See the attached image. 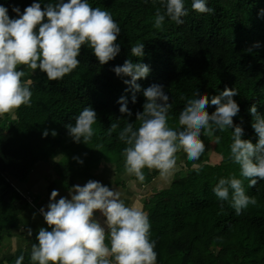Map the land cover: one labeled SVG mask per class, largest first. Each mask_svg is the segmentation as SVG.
<instances>
[{
  "label": "trees",
  "instance_id": "obj_1",
  "mask_svg": "<svg viewBox=\"0 0 264 264\" xmlns=\"http://www.w3.org/2000/svg\"><path fill=\"white\" fill-rule=\"evenodd\" d=\"M0 3L19 5L23 11L32 0ZM89 3L108 10L119 24L121 32L116 42L121 51L113 60L100 65L94 53L82 45L78 57L81 63L59 82L48 81L46 73L32 74L31 69L18 66L25 71L22 80H30L34 75L35 81L30 85L31 105L15 109L9 127L5 121L0 123V246L10 237V230L22 229L20 215L32 205L15 182L27 180L35 165L46 162L51 146H66L62 158L53 164L65 190L77 181L94 179L103 162L113 164L116 174L126 172L121 154L126 145L118 139V132L128 120L138 126L135 114L143 110V90L154 83L164 85L169 94L170 127L178 126L186 100L197 90L210 98L225 86L235 87L239 94L234 99L240 111L233 117L234 124L244 127V138L253 143L257 140L249 108L256 103L257 110L264 114V0H208L214 9L212 13L192 10L191 0H186L189 12L182 18L184 23L177 25L166 18L162 29L153 25L159 4L152 0ZM9 15L16 16L11 7ZM137 43L145 44L143 57L131 56V45ZM126 59L146 63L151 69L146 78L137 81L141 90L135 92V103L132 91H125L129 86L112 70ZM122 95L133 112L131 117L119 111L117 101ZM86 106L97 112L95 135L89 145L72 141L65 127L67 123L74 124L75 117ZM215 107L209 104L207 111L211 113ZM117 121L120 128L109 135L108 127ZM44 129H55L57 135L53 137L49 131L47 137H42ZM223 132L225 141L216 148L221 156L218 163L186 158L185 168L177 174L178 182L144 197L143 209L151 223L150 238L156 241L157 264H264V180L249 187L247 179L240 177L239 165L228 158L232 130ZM75 156L81 157L83 164ZM157 174L155 169L152 175ZM232 174L243 180L248 195L257 200L256 205H249L240 215L213 192L220 177ZM115 179L105 185L124 186ZM24 236L35 242V235ZM17 253H23V264H32L30 249H18ZM17 256L11 255L4 261L15 264Z\"/></svg>",
  "mask_w": 264,
  "mask_h": 264
},
{
  "label": "clouds",
  "instance_id": "obj_2",
  "mask_svg": "<svg viewBox=\"0 0 264 264\" xmlns=\"http://www.w3.org/2000/svg\"><path fill=\"white\" fill-rule=\"evenodd\" d=\"M152 2L159 4L153 21L156 29L163 28L166 18L177 25L183 24L182 18L189 12L186 0ZM9 7L15 17H10ZM190 7L199 13L214 11L208 0H191ZM120 32L121 27L112 14L93 7L89 0H32L23 11L19 5L0 3V115L32 103V81L22 80L25 71L18 66L32 72L39 69L46 73L48 81L59 82L81 63L78 57L82 45L94 53L100 65L113 60L121 51L120 43L116 42ZM144 48V43L131 45V56L143 57ZM112 70L129 86L125 91H132L131 99L135 103V92L141 90L137 81L148 76L150 66L126 59ZM238 94L235 87L228 86L210 98L197 90L186 100L178 126L170 127L168 114L172 103L165 86L154 83L144 89L143 110L135 114L138 126L128 120L118 132V139L126 145L121 153L125 171L140 182L145 180V167L167 177L176 168L178 152L197 161L205 152L202 135L231 129L228 158L239 165L240 177L247 179L249 187L257 185L264 180V114L257 110L256 103L250 106L251 127L257 140L253 143L244 138V127L233 121L240 111L234 99ZM117 102L120 113L133 115L125 96H120ZM209 104L216 106L211 113L207 111ZM96 121V110L86 106L75 117L74 124L65 125L67 135L76 143L89 145L95 135ZM117 128L119 122H112L108 134ZM49 131L53 137L57 135L55 129H44L42 137H47ZM214 139L219 144L221 137L215 135ZM73 158L83 164L81 157ZM195 171L199 173L200 169ZM213 192L219 201L228 202L236 215L257 204L256 198L246 193L243 180L235 175L220 177ZM58 195V190L53 189L47 210L45 206L38 210L48 227H39L31 244L32 264H157L149 214L140 204L126 205L120 191L93 179L69 187L68 196L57 199ZM96 210L102 220L95 215ZM32 233L29 227V236ZM23 261L21 253L15 264Z\"/></svg>",
  "mask_w": 264,
  "mask_h": 264
},
{
  "label": "rangeland",
  "instance_id": "obj_3",
  "mask_svg": "<svg viewBox=\"0 0 264 264\" xmlns=\"http://www.w3.org/2000/svg\"><path fill=\"white\" fill-rule=\"evenodd\" d=\"M39 73H41L39 69L33 70L32 72V74H39ZM30 80L34 82L35 76L33 75ZM14 116H15V109L9 113L2 114L0 115V123L2 121H5V126L9 127L10 120L14 118ZM215 135H219L221 137L219 144L215 143V139H214ZM201 138L205 143V152L202 154L200 159L197 160V162L204 161L210 164L218 163L221 156L216 151V148L218 145H220L221 147V144H223V142L225 141L224 132H217L213 135H202ZM50 148H51L50 155H49V158L46 160V162H39L37 165L39 166V168L43 170V173H47L46 175L47 177L44 178L46 181L50 179L52 185L63 190V188L61 187L62 186L61 180H59L57 174H55L56 172L53 170V164L62 158L61 155L66 150V146H51ZM186 158L187 157L185 153H183L182 151L179 152V154L177 155L176 168L167 177H162L160 174L152 175L155 169H149L145 167L143 169L144 174H145V180L143 182L138 181L135 176L130 175L127 172L116 174L114 171V165L111 163L103 162L100 168H102L103 165L106 168L109 167L112 173H111V176L109 177L108 182H112L115 178H116L115 180H121L124 186L117 185L118 186L117 190L122 191V189L123 190L125 189L127 191H124L123 194H129V193L135 194L134 200L136 201V203H139L143 207V200L145 196H148V194L151 195L152 193L162 188H167L172 183L178 182L180 180V177H177V174L181 173L182 168H185ZM193 167H196V166L194 165ZM101 174L102 173L99 174L100 176L99 178L103 176ZM232 175L237 176V174H232ZM95 176L96 174L94 175V177ZM29 179H31V177ZM95 180H97V178ZM11 182L14 184L15 181L11 180ZM112 185H116V184H111V186ZM245 190H246V193L248 194V189L246 187H245ZM22 192L24 193V195L27 196V198L30 197V201L32 205L29 206L20 215L22 229L10 230L11 232L10 237H7L4 240V242H2L0 246V264H7L4 260L10 257L11 255L17 256L18 249H21V250L26 249V248L31 249V244L34 243V241L31 242V240L29 239L26 240L24 236V234H28L29 227L33 230L32 235H36V233L39 230V227L41 226L48 227L46 222L43 220V216L39 214V211H38L41 206H45V210H47L46 209L47 198L45 197L46 194H40V195L31 194L30 195V194H25L24 191ZM128 201L131 202L130 198ZM33 213H36L35 217L33 216ZM168 264H178V263L176 261H171Z\"/></svg>",
  "mask_w": 264,
  "mask_h": 264
},
{
  "label": "crops",
  "instance_id": "obj_4",
  "mask_svg": "<svg viewBox=\"0 0 264 264\" xmlns=\"http://www.w3.org/2000/svg\"><path fill=\"white\" fill-rule=\"evenodd\" d=\"M102 173L101 175H103L101 178H99V174ZM111 170L109 169V167H104V165L102 166V168H100L97 173L96 176L93 180H95L97 178L98 181L102 182V183H107L109 180V177L111 176ZM160 174V173H159ZM47 173H43V170L41 168H39L38 165H35L32 169V171L29 173V176L27 178V180L23 181V182H16L18 183L17 186L20 189V191H24L25 194H46L45 197L47 198L46 200V204H48L49 201V196L50 193L53 189H57L59 192V195L57 197V199L59 198V196H68V190H61L60 188L52 185L50 179L49 180H45L44 178L47 177L46 176ZM31 177V179H29ZM30 180V181H29ZM86 182H81V181H77L74 183L75 184H80L83 185ZM21 185V186H20ZM111 188H115L118 189L117 185H112ZM122 193V199L125 200L126 205L128 204L129 206L134 205V204H139L136 203V201L134 200L135 198V194L129 193V194H123L124 191L127 190H118ZM23 193V192H22ZM24 194V193H23ZM149 195V194H148ZM26 196V195H25ZM131 200V202H129L128 200ZM131 204V205H130ZM95 215L99 218V219H103V217L100 216V213L98 210L95 211Z\"/></svg>",
  "mask_w": 264,
  "mask_h": 264
},
{
  "label": "built area",
  "instance_id": "obj_5",
  "mask_svg": "<svg viewBox=\"0 0 264 264\" xmlns=\"http://www.w3.org/2000/svg\"><path fill=\"white\" fill-rule=\"evenodd\" d=\"M27 200H28L29 203H31V201H30V197H28Z\"/></svg>",
  "mask_w": 264,
  "mask_h": 264
}]
</instances>
